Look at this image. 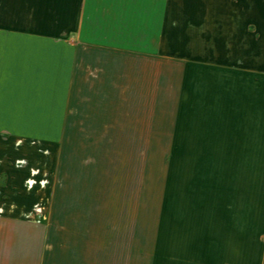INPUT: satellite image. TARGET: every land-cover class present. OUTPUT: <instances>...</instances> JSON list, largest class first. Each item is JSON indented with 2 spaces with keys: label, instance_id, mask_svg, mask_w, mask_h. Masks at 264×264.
Returning a JSON list of instances; mask_svg holds the SVG:
<instances>
[{
  "label": "crops",
  "instance_id": "1",
  "mask_svg": "<svg viewBox=\"0 0 264 264\" xmlns=\"http://www.w3.org/2000/svg\"><path fill=\"white\" fill-rule=\"evenodd\" d=\"M155 99L168 145L233 147L238 164H168L165 264H264V171L242 169L249 131L264 130L249 120L264 116V0H0V131L49 132V146L104 132L114 145L153 131ZM2 171L0 264H101L83 237L43 238L41 190Z\"/></svg>",
  "mask_w": 264,
  "mask_h": 264
},
{
  "label": "rangeland",
  "instance_id": "2",
  "mask_svg": "<svg viewBox=\"0 0 264 264\" xmlns=\"http://www.w3.org/2000/svg\"><path fill=\"white\" fill-rule=\"evenodd\" d=\"M225 53L219 47V58ZM160 103L155 99L152 132H118L114 145L104 140V132H59L58 141L49 146V132L24 137L0 131V172L3 166L19 172L21 186L41 190L42 199L34 202L31 213L41 218L43 238L53 230L58 238L83 237L81 244L99 254L101 264H165L168 164L176 166L179 154H197L200 162L195 165L203 174L210 169V156L217 159L218 170L238 164L226 162L233 147L168 145L177 141L165 137ZM216 117L212 124L224 127L225 116ZM259 118L264 121V116H249L251 127ZM249 132L244 153L250 160L242 169L252 174L264 171V130ZM234 153L240 154L241 148ZM6 174H0V186ZM77 215L83 219L77 221Z\"/></svg>",
  "mask_w": 264,
  "mask_h": 264
}]
</instances>
